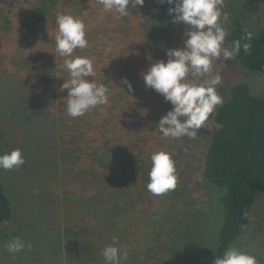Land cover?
I'll return each instance as SVG.
<instances>
[{
  "label": "rangeland",
  "instance_id": "obj_1",
  "mask_svg": "<svg viewBox=\"0 0 264 264\" xmlns=\"http://www.w3.org/2000/svg\"><path fill=\"white\" fill-rule=\"evenodd\" d=\"M39 3L0 1V129L9 145L2 150L19 148L26 161L18 170L0 169V184L21 220V225L6 224L0 230V264H66L76 232L105 222H118L129 234L122 246L128 253L196 264L201 228L212 208L204 227L206 248L197 260L214 264L216 193L221 189L210 190L202 180L207 143L196 137H163L159 120L172 106L146 88L140 75L152 63L166 61L167 50L183 48L190 27L173 23L175 14L168 15V9L175 5L159 0H144L135 9L129 5L130 15L123 18L102 11L99 0H52L46 18L24 29ZM222 11L229 16L228 33L235 18L255 34L264 30V0H224ZM60 14L85 24L88 46L74 50L72 58L91 59L95 75L88 79L109 89L107 104L78 118L67 115V90L61 91L70 74L56 50ZM167 23L177 33L174 38L158 41L151 36L152 27ZM227 37L224 46L230 48ZM217 73L222 82L216 90L224 101L241 82L264 97V76L243 71L236 57L216 59L212 73L201 78L189 74L186 82L202 83ZM161 150L172 154L178 182L175 190L155 196L146 186L150 156ZM15 237L31 244V251L7 252L5 245ZM231 247L264 264V191L249 225ZM132 259L133 264L144 263Z\"/></svg>",
  "mask_w": 264,
  "mask_h": 264
},
{
  "label": "clouds",
  "instance_id": "obj_2",
  "mask_svg": "<svg viewBox=\"0 0 264 264\" xmlns=\"http://www.w3.org/2000/svg\"><path fill=\"white\" fill-rule=\"evenodd\" d=\"M102 11L113 12L120 18L130 15V8L143 6L144 0H99ZM161 4L175 5L168 9V15H173V23L188 25V37L183 41V48L169 49L168 59L152 63L143 73L146 88L161 95L165 102H170L171 110L159 120V132L163 137L179 139L188 137L195 139L197 131L208 120L217 106L224 103L223 97L217 92V86L222 82V76L217 73L209 79L197 83L195 80L186 82L191 74L201 78L213 71V61L223 58L225 61L238 56L243 49L250 53L251 43L241 45L240 40L232 42L231 47H225V39L229 35L225 24L229 20L228 13L223 12L224 0H159ZM58 34L55 36L56 50L65 57L63 68L67 69L70 78L64 80L61 91L67 90L66 113L69 117L84 116L91 109L108 103L109 89L104 84H97L88 79L95 75L93 62L84 56L72 58L76 49L88 46L86 27L83 21L70 14H60L56 17ZM247 39L251 40V34ZM128 90L131 84L123 81ZM183 118V119H181ZM151 167L148 172L147 191L155 196L175 190L178 182L175 161L172 154L157 151L150 156ZM21 149L0 154V169L18 170L25 164ZM112 244L105 245L102 257L105 264H123L128 259L127 250L121 252ZM31 244H25L20 237L13 238L5 245L10 254L22 252ZM214 264H258L256 257L229 247L222 256L216 257Z\"/></svg>",
  "mask_w": 264,
  "mask_h": 264
},
{
  "label": "trees",
  "instance_id": "obj_3",
  "mask_svg": "<svg viewBox=\"0 0 264 264\" xmlns=\"http://www.w3.org/2000/svg\"><path fill=\"white\" fill-rule=\"evenodd\" d=\"M51 2L52 0H40L38 5H34L31 10L33 22L23 28L30 30L32 25L42 22L48 15L46 6ZM151 32L150 35L158 41L177 35L172 31L171 23L164 24L161 28L152 27ZM248 34H251L250 41L247 39ZM227 40L231 45L235 40H240L241 45L251 43L250 53L245 54L241 49L236 56L237 62L243 71L264 76V30L255 34L235 18ZM196 138L207 143L202 171L203 183L210 190L211 186L221 189L216 193L218 226L214 239L216 236L218 238L213 257L215 260L237 241L249 225L252 208L264 191V97L255 95L245 82L234 85L230 97L209 116L197 131ZM7 146L9 145L6 143L5 133L0 129V154L4 153L2 148ZM100 167L104 171L106 165L100 162ZM208 198L212 208L214 205L210 191ZM213 214L212 208L202 225V238L199 243L201 247L195 256L196 264L199 253L206 248L205 243L203 244L204 227ZM105 223L94 229L89 227L76 232L71 238L73 252L68 253L66 264L69 261L74 264H105L102 250L105 245L112 244L114 239L117 241L115 246L121 252L127 250L122 248L129 235L126 230L118 222L110 225ZM6 224L21 225V220L0 184V230ZM132 257L144 262L143 264H171L172 261V258L169 260L167 257H152L150 253L131 252L123 264H133Z\"/></svg>",
  "mask_w": 264,
  "mask_h": 264
}]
</instances>
